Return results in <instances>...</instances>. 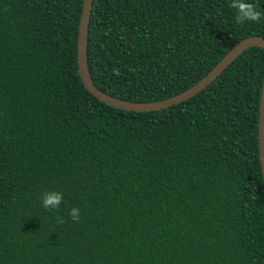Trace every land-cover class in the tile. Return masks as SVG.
Returning <instances> with one entry per match:
<instances>
[{
	"label": "trees",
	"instance_id": "16d2710c",
	"mask_svg": "<svg viewBox=\"0 0 264 264\" xmlns=\"http://www.w3.org/2000/svg\"><path fill=\"white\" fill-rule=\"evenodd\" d=\"M228 3L91 0V85L129 103L186 91L236 44L264 39V19L238 25ZM82 5L0 0V264H264V49L185 101L124 111L82 85ZM49 191L63 193L58 211L41 206Z\"/></svg>",
	"mask_w": 264,
	"mask_h": 264
},
{
	"label": "water",
	"instance_id": "95a60500",
	"mask_svg": "<svg viewBox=\"0 0 264 264\" xmlns=\"http://www.w3.org/2000/svg\"><path fill=\"white\" fill-rule=\"evenodd\" d=\"M90 5H91V0H83L78 33H77V43H76V60H77L78 74L85 90L89 94H91L95 99H97L102 103H105L106 105L124 111H131V112L155 111L185 101L191 98L192 96H194L195 94H197L203 88H205L211 81H213L222 72V70L227 65H229L239 54H241L248 47L257 45L264 49V39L260 37H250L242 40L241 42L236 44L222 58V60L199 82H197L195 85H193L186 91L169 99H165L158 102H152V103H129L125 101L116 100L97 91L91 85L87 75L86 63H85V43H86ZM257 127H258V155H259V163H260L261 175L264 185V79L260 94Z\"/></svg>",
	"mask_w": 264,
	"mask_h": 264
},
{
	"label": "clouds",
	"instance_id": "9594fccd",
	"mask_svg": "<svg viewBox=\"0 0 264 264\" xmlns=\"http://www.w3.org/2000/svg\"><path fill=\"white\" fill-rule=\"evenodd\" d=\"M228 7L234 10V21L238 25H243L245 22L259 23L261 19H264V11L258 10L256 5L247 2V0H229ZM113 74L119 76V69L114 68ZM62 202L63 193L61 192L49 191L41 194V206L45 210L58 211ZM68 217L74 223L79 222V208L73 207L68 212ZM55 219L59 224L66 223L65 219L61 216H57Z\"/></svg>",
	"mask_w": 264,
	"mask_h": 264
}]
</instances>
